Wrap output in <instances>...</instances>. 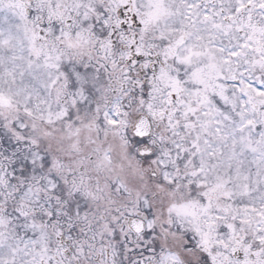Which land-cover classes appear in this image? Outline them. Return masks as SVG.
I'll return each mask as SVG.
<instances>
[{"label":"snow or ice","instance_id":"6c2138e0","mask_svg":"<svg viewBox=\"0 0 264 264\" xmlns=\"http://www.w3.org/2000/svg\"><path fill=\"white\" fill-rule=\"evenodd\" d=\"M0 264H264V0H0Z\"/></svg>","mask_w":264,"mask_h":264}]
</instances>
